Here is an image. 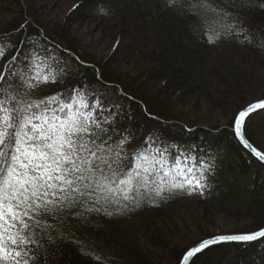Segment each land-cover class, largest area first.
Instances as JSON below:
<instances>
[{"label":"trees","instance_id":"16d2710c","mask_svg":"<svg viewBox=\"0 0 264 264\" xmlns=\"http://www.w3.org/2000/svg\"><path fill=\"white\" fill-rule=\"evenodd\" d=\"M40 1L0 0V72L15 73L12 93L36 104L19 67L37 63L30 75L52 103L70 105L63 115L87 117L88 139L119 154L125 171L139 160L151 175L130 201L65 203L34 216L29 264H180L206 239L264 228V165L234 133L239 112L264 99V0H53L68 4L55 22ZM89 20L108 39L106 56L81 47L75 28ZM54 57L65 63L61 79L46 70ZM93 86L117 103L79 105ZM243 132L264 154V109ZM155 144L172 157L184 151L203 187L157 169ZM189 264H264V237L213 245Z\"/></svg>","mask_w":264,"mask_h":264},{"label":"snow or ice","instance_id":"6c2138e0","mask_svg":"<svg viewBox=\"0 0 264 264\" xmlns=\"http://www.w3.org/2000/svg\"><path fill=\"white\" fill-rule=\"evenodd\" d=\"M10 76H15L11 69L8 74L0 72V264H29L26 246L30 236L26 233L34 216L65 203L130 201L131 193L138 196L142 187L148 190L151 173L139 160L134 169L125 171L130 166L121 165L119 154L110 156L94 139H88L95 134L85 122L87 117L65 113L62 119L56 114L70 109V105H61L51 114L33 111L39 104L24 102L12 93ZM257 109H264V102L238 114L237 131ZM163 190L157 188L155 194L160 196ZM261 237L264 229L253 234L214 237L200 242L183 259L218 243L252 242Z\"/></svg>","mask_w":264,"mask_h":264},{"label":"rangeland","instance_id":"374dc122","mask_svg":"<svg viewBox=\"0 0 264 264\" xmlns=\"http://www.w3.org/2000/svg\"><path fill=\"white\" fill-rule=\"evenodd\" d=\"M53 2V0H41L39 4L41 6L47 5L43 14L44 18L49 22H55L57 19H60L63 14L64 7L68 5H64V1L61 3L57 2V5L60 3L58 6ZM4 18L5 16L0 14V20ZM6 19H8V17H6ZM75 31L83 50L96 55V57L107 55L106 53L109 51L108 39L104 38L95 20H89L88 22L78 24L75 28ZM63 63L64 62L62 61L58 62V59L55 57L51 58L46 64V70L48 69L51 76L59 77L61 79L60 72L62 71ZM65 66L68 67V65ZM37 67V63H33L31 65L21 63L19 71L22 73V75L26 76L28 85L33 86L36 89L35 93H37V97H39V100L36 102V104H39V108L33 109V111L39 112L43 110L47 114H51L56 112V110L60 107V104L58 102L52 103L50 98L54 97V94L49 87H44L42 85L41 76H38L37 74L34 76L30 75L32 74L33 68ZM84 92L85 93L82 95V98L78 99L79 105H81L87 98H93V104L99 108L105 106H114L117 103L114 95L103 88L93 86ZM66 113H69V111H66ZM56 114L62 119L65 117V114L63 115L62 112H56ZM214 116H218L217 113L214 114ZM218 121L221 123L224 122L223 118ZM153 149L155 150L157 169L164 170L166 173L171 172L172 174H176L182 177L188 185L200 188L197 185H202L203 180L201 178H197L192 173L193 166L189 164V158L188 156H185L186 154L184 151H180L179 156L174 155L172 157L166 152L167 148L163 145L155 144L153 145ZM147 166L149 165L144 164L142 167L148 168ZM184 217L186 219L185 214ZM221 223L222 225L213 224L214 227H212V229H218L215 233L222 232L221 226L227 225L228 222H225L224 220V222Z\"/></svg>","mask_w":264,"mask_h":264},{"label":"water","instance_id":"95a60500","mask_svg":"<svg viewBox=\"0 0 264 264\" xmlns=\"http://www.w3.org/2000/svg\"><path fill=\"white\" fill-rule=\"evenodd\" d=\"M260 102H264V99L263 100H260V101H256V102H254V103H252V104H250V105H248L245 109H243V110H246L247 108H249L251 105H254V104H256V103H260ZM242 110V111H243ZM258 110H260V109H257L256 111H258ZM256 111H254V112H256ZM254 112H252V113H254ZM240 113V112H239ZM251 113V114H252ZM238 116V115H237ZM237 116H236V118H237ZM236 118H235V120H236ZM247 118V117H246ZM246 120V119H245ZM243 127H244V125H243ZM243 127L239 130V131H237V129H236V127H235V121H234V133H235V136H236V138H237V140L240 142V144L255 158V159H257L259 162H261L263 165H264V160H261V159H259L256 155H255V153H254V151L253 150H255V152H259L262 156H264V154L262 153V152H260L258 149H256L253 145H251L248 141H247V139H246V137H245V135H244V132H243ZM262 229H264V228H262ZM261 229V230H262ZM260 231V230H259ZM257 232V231H256ZM255 233V232H254ZM249 234H253V233H249ZM234 235H236V234H234ZM223 236H229V235H217V236H214V237H223ZM214 237H212V238H214ZM212 238H209V239H206V240H204V241H207V240H210V239H212ZM226 243V242H225ZM200 244V243H199ZM219 244V243H218ZM198 245V244H197ZM196 245V246H197ZM196 246H194V247H196ZM194 247H192V248H190L189 250H191V249H193ZM188 250V251H189ZM187 251V252H188ZM186 252V253H187ZM186 253H185V255H186ZM184 255V256H185ZM184 256H183V258H184ZM194 257V256H193ZM193 257H191V258H189L188 260H184L183 258H182V260H181V263L180 264H189L190 263V261H191V259L193 258Z\"/></svg>","mask_w":264,"mask_h":264}]
</instances>
